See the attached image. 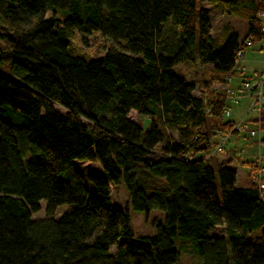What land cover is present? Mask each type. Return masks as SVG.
<instances>
[{"label":"trees","instance_id":"16d2710c","mask_svg":"<svg viewBox=\"0 0 264 264\" xmlns=\"http://www.w3.org/2000/svg\"><path fill=\"white\" fill-rule=\"evenodd\" d=\"M207 1L245 19L247 37L226 25L213 38ZM261 15L264 0H0V264H264L259 190L207 159L219 133H239L224 85L264 42ZM76 32L115 46L87 60L70 53ZM197 60L213 67L201 81L175 73ZM256 123L264 135V114ZM130 210L164 221L135 237Z\"/></svg>","mask_w":264,"mask_h":264},{"label":"rangeland","instance_id":"374dc122","mask_svg":"<svg viewBox=\"0 0 264 264\" xmlns=\"http://www.w3.org/2000/svg\"><path fill=\"white\" fill-rule=\"evenodd\" d=\"M198 6L200 9H205L208 11V17L209 21L212 26V36L213 38H217L220 35V32L222 29L228 25L231 26L234 30V32L238 35L239 40L243 41L247 35H248V22L245 19L234 17V16H225L221 13L220 8L218 7L216 1H207L204 3H198ZM46 16H50V12L46 13ZM173 20L168 19L167 23L165 24V28L167 30L173 29ZM71 45H70V53L75 54L77 56L83 57L87 60L92 59H99L103 58L105 55V52L114 47V43L108 39L103 37L100 33H94L91 36L82 35L79 32H76L74 36L70 39ZM264 46V42L261 43H255L252 48H248L247 51L244 54V57L238 62V65L241 67L243 66V60L245 56H247L250 53H260V47ZM264 51V50H263ZM263 66V64L258 65V69ZM213 67L211 65H200L198 60L195 62H189L185 64H181L177 66L174 71L176 74H182L185 75L189 80H197L201 81L202 77L205 75V73L209 70H211ZM251 69L245 70V73L247 72L248 76L254 75L255 73L250 72ZM244 73V74H245ZM237 74H240L238 71ZM242 74V73H241ZM242 75H236L233 77V82L235 86L239 88L242 87L243 78H241ZM219 86V85H217ZM221 87V86H220ZM223 88V87H222ZM237 89L239 92L240 89ZM196 96H199L200 93L197 91L195 92ZM242 96V95H241ZM244 98L241 101V106L245 107L244 112H242V116H246L248 122L252 120H257L258 116L257 113L252 112L247 114V107L249 104V100L246 102V100L243 102ZM245 103V104H244ZM251 103V102H250ZM264 104V98L262 100V105ZM237 107V106H234ZM61 112H64L62 109L59 108ZM129 119L132 121H142L143 123V129H148L149 121L146 118L139 119L137 114L135 112H132L129 115ZM229 119V118H228ZM87 124V122H85ZM255 128V129H254ZM257 130V126L251 124L249 128L245 129L243 127L242 130L238 134H232L230 137V143L226 148V151L223 154H219L217 157L220 159H233L232 161L228 162L233 164V168L236 169L238 172L237 177V185L238 187H243L248 181V174L250 171V167L246 164H242L240 160L246 159V149L252 147L255 145V141H257V137L251 136V131ZM261 139L264 140V135L260 136ZM217 139H215V143H217ZM264 150V144L263 149ZM234 152V153H232ZM232 154V155H231ZM236 160H234V158ZM247 160V159H246ZM217 161V160H216ZM81 167H84L90 171L92 170H100V166L97 163H90V162H81L78 163ZM263 166H264V160H263ZM217 167L216 165L214 166ZM111 197H112V203L114 206L125 209L127 206V200L128 195L124 188V186H114L111 188ZM45 203H41V211L37 214L33 215L34 221L44 220L46 219L45 214ZM63 213V208L58 209V214ZM129 220H130V227L135 237H146V236H152L155 234V229L153 227L154 221L163 222L164 221V213L153 211L149 214L142 213V212H136L134 210L129 211ZM212 236L217 237H225L226 231L224 227H217L215 230L211 232ZM178 243H180L179 240H177ZM124 240H120V243H123ZM111 251H114V248L111 249ZM177 264H201V262L197 258H193L191 256H187L182 254L181 259Z\"/></svg>","mask_w":264,"mask_h":264},{"label":"built area","instance_id":"2783aa9c","mask_svg":"<svg viewBox=\"0 0 264 264\" xmlns=\"http://www.w3.org/2000/svg\"><path fill=\"white\" fill-rule=\"evenodd\" d=\"M261 21H262V28L261 32L264 33V15H261ZM248 48L252 47V43H247ZM245 52L238 53V58L241 60L244 57ZM238 71L240 73H245V69L238 66ZM233 82V77L230 76L226 79L224 89L228 93V102L229 107L225 110V118H229L231 115V106L238 105L241 99L240 93L244 92L248 94V97L250 98V105L248 112L257 113L258 119L263 114V105L262 100L264 98V75L257 76L255 75V79L252 78L243 81L241 92L237 93L234 91L231 87ZM243 127V124L240 123L239 125H236V129L239 130ZM252 137H257V143L256 145L261 148V129L259 123H257V130L251 132ZM230 137L231 134L229 133H219L217 137V143H215L214 148L212 149L210 155L207 159L211 160L213 157L218 156L219 154H223L226 151L227 146L230 143ZM256 161H255V171L249 175V182L252 186L256 187L261 195L262 200H264V166H263V160H264V154L257 153L255 155Z\"/></svg>","mask_w":264,"mask_h":264},{"label":"crops","instance_id":"0c3cea01","mask_svg":"<svg viewBox=\"0 0 264 264\" xmlns=\"http://www.w3.org/2000/svg\"><path fill=\"white\" fill-rule=\"evenodd\" d=\"M226 16V15H225ZM232 28V27H231ZM228 28L227 27H225L221 32H220V37L222 38V36H225V34L228 32ZM223 33V34H222ZM254 46V45H253ZM264 46H261L260 47V53H250V54H248L247 56H245V58H244V60H243V66H241L242 68H244L245 70H248V69H251V71L250 72H254L255 74L254 75H251V76H248L247 75V72L244 74H241L240 73V76L242 75V77L241 78H243V80L244 81H246V80H248V79H250V78H252L253 80L255 79V75H257V76H261V75H264ZM261 64H263V66H261L260 67V69H258V65H261ZM239 86L240 85H238V87L237 86H235L234 84H232L231 85V87H232V89L234 90V91H236L237 93H239L238 91H237V89L239 88ZM235 88H237V89H235ZM240 90H241V88H239ZM241 92V91H240ZM242 95V96H241ZM240 96H241V99L240 100H242L243 98H244V100H243V102L246 100V102L249 100L250 101V98L248 97V94H246V93H244V92H242V93H240ZM242 103H241V101L239 102V104L238 105H235V106H237V107H234V106H231V115H230V118H229V120H231V121H233L236 125H239L240 123H242L243 124V127L245 128V129H247V128H249V126L251 125V124H253V125H255V127L257 126V123H256V121L258 120H252L251 119V121L250 122H248L247 121V119L245 118L246 116H242L241 114H242V112H244V110H245V107H243V106H241L240 107V105H241ZM245 104V103H244ZM243 105V104H242ZM249 105H250V102H249V104H248V107H247V109L249 108ZM247 114H248V111H247ZM263 114H264V104H263ZM243 127L241 128V129H239V132H240V130H242L243 129ZM255 129V128H254ZM252 131H254V130H252ZM251 131V132H252ZM256 143H257V141H255V145L254 146H252V147H250V148H248V149H246L245 151H246V155H245V157H246V159L244 158V160L242 161V160H240V162H255L256 161V158H255V155L257 154V153H260V154H264V150H262L263 149V147H261V148H259L257 145H256ZM232 153H234V152H232ZM232 155V154H231ZM234 158V160H236V158L235 157H233ZM217 160V161H216ZM233 159H229V158H226V159H220L219 157H217V156H215V157H213L211 160H210V164L212 165V166H217V165H221V164H224V163H228V162H230V161H232ZM232 170H234V171H236V169H234L233 168V164H231L230 163V166H229ZM236 173H237V177H238V172L236 171ZM248 181H247V183L245 184V186H243V187H240V188H246L247 186H249V184H250V182H249V174H248ZM238 186V185H237Z\"/></svg>","mask_w":264,"mask_h":264}]
</instances>
